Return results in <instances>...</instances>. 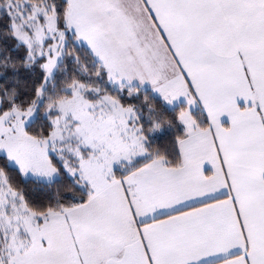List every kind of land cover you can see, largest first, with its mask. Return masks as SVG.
Instances as JSON below:
<instances>
[{
    "label": "snow or ice",
    "instance_id": "snow-or-ice-1",
    "mask_svg": "<svg viewBox=\"0 0 264 264\" xmlns=\"http://www.w3.org/2000/svg\"><path fill=\"white\" fill-rule=\"evenodd\" d=\"M0 264H264V0H0Z\"/></svg>",
    "mask_w": 264,
    "mask_h": 264
}]
</instances>
